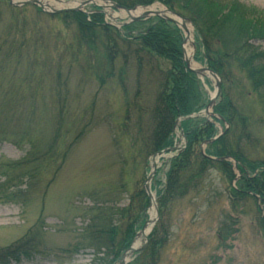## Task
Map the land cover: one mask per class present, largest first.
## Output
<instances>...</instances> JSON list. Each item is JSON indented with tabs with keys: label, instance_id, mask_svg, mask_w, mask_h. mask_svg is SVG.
<instances>
[{
	"label": "trees",
	"instance_id": "trees-1",
	"mask_svg": "<svg viewBox=\"0 0 264 264\" xmlns=\"http://www.w3.org/2000/svg\"><path fill=\"white\" fill-rule=\"evenodd\" d=\"M8 1L0 0V25L4 24L6 31L0 29V86H13V79L20 76L24 86L39 83L44 72V67H39L48 60L59 64L57 85L61 86L62 66L71 56L78 60L80 50L84 49L85 69L93 71L103 86L110 80L116 81L123 93L126 130L147 166L145 174L135 182L129 207L119 209L118 222L114 221L115 213L106 208L104 213L92 218L82 234L85 241L79 242L75 251L90 248L101 264H119L148 221L150 197L144 182L149 160L174 145L180 119L186 147L170 160L165 183L158 179L157 171L152 189L156 192L159 220L148 236L145 249L134 254L128 264H158L169 239L168 213L178 201L201 191L212 170H218L224 177L233 205L255 202L257 224L264 232V158L250 151L258 142L254 131L258 122L240 107L232 94L239 72L248 77L252 90L264 100V10L240 0H112L127 9L162 2L193 24L195 60L219 75L222 84L213 106L217 116L208 120L203 116L191 117L203 111L210 98L200 75L190 70L184 60V33L175 22L156 17L119 29L107 23L99 9L90 14L83 11L50 14L34 7L51 22L61 21L74 31L76 56L64 29L45 26L39 19L32 26L27 17L19 16L33 8L32 5L16 7ZM5 14H9L8 21ZM23 64L28 66L27 71L20 70ZM9 91L8 96L13 95ZM33 98L31 95L27 102L32 104ZM25 101V98L0 97V136L15 144L27 141L32 146V158L46 157L36 152L27 131L29 125L14 118L23 112L21 106ZM59 102L58 136L49 146L52 153L64 119V100L59 97ZM260 123L264 121L260 119ZM217 124L224 127L221 135ZM37 240L33 236L0 249V264L32 254L39 248Z\"/></svg>",
	"mask_w": 264,
	"mask_h": 264
},
{
	"label": "rangeland",
	"instance_id": "rangeland-1",
	"mask_svg": "<svg viewBox=\"0 0 264 264\" xmlns=\"http://www.w3.org/2000/svg\"><path fill=\"white\" fill-rule=\"evenodd\" d=\"M13 1L20 4L28 0ZM110 1L91 0L81 11L90 14L102 10L105 21L119 29L132 23L126 10L117 8V3ZM240 1L264 10V0ZM53 4L56 9L72 8L57 7V2ZM26 5L33 8L20 14L21 19L27 17L32 26L39 19L45 26L64 29L67 42H72L71 49L77 56L74 31L68 30L61 21L51 22L37 13L34 7L39 5ZM154 5L168 11V16L178 19L162 2L132 10L146 11ZM5 15L8 21L9 14ZM156 17L159 16L151 15L147 19ZM183 19L187 28L191 29L188 36L178 25L184 33V60H188L193 69L205 68L195 60L194 26ZM0 29L4 32V24L0 25ZM83 52L84 49L80 50L78 60L71 56L62 66L61 86L57 85L59 64L50 60L39 67H44V72L39 83H32L35 87L31 84L24 86L21 76L13 79V86H0L1 98L26 99V104L21 106L23 112L17 113L14 118L29 125L27 131L34 141L36 152L46 154V157L32 158V146L27 141L22 145L15 144L13 140H4L0 136V249L17 245L33 236L39 238L38 251L36 249L17 260L11 259L7 264H101L92 249L77 252L75 246L85 241L82 237L85 228L92 218H97L106 208L115 213L114 221L118 222L119 209L129 207L135 182L147 171L145 161L141 155L138 156L126 130L123 93L116 81L110 80L103 86L93 71L85 69ZM188 53L191 54L189 58ZM23 65L20 70L27 71L28 66ZM238 74L239 81L233 86L232 94L240 107L258 122L254 129L258 142L250 151L264 158V123H260V119L264 121V100L260 93L252 90L248 77ZM199 75L211 100L217 91L218 80L209 72ZM9 90L14 92L13 95L8 96L11 94ZM31 95L35 96L32 104L27 102ZM59 97L64 100V119L58 141L55 142L56 149L53 148L52 153L49 146L58 136L56 117L61 106ZM193 116H203L208 120L211 117L205 110ZM217 126L220 131L224 128L220 124ZM8 128L12 130V127ZM19 128L22 130V127ZM175 135L174 144L184 149L185 137L178 127ZM176 154L170 152L156 158L157 177L163 183L170 160ZM26 159L33 162L26 164ZM153 163L152 156L144 187L146 189V184H150L157 223L158 204L156 192L152 189L156 175L149 181ZM233 163L237 178H240L237 164L234 160ZM223 178L218 170H212L201 191L173 205L168 213L169 239L161 251L158 264H264V232L257 224L255 202L250 200L233 205L227 194L228 184ZM233 183L235 185L236 181ZM153 200L152 203L150 200L148 220ZM259 204L263 208L260 201ZM141 232L136 238L139 247L145 245L148 238L140 237Z\"/></svg>",
	"mask_w": 264,
	"mask_h": 264
},
{
	"label": "water",
	"instance_id": "water-1",
	"mask_svg": "<svg viewBox=\"0 0 264 264\" xmlns=\"http://www.w3.org/2000/svg\"><path fill=\"white\" fill-rule=\"evenodd\" d=\"M10 2H11V4H13V5H18V6H19V5H20V6H22V5H26V4H29V3L36 4V5H39L43 10L47 11L48 13H61V12H64V11H72V10H77V11H79V10H81L80 7H75V8H65V9H56V8L47 9V8H46V5L42 2V0H28V1L22 2V3H20V4L15 3L13 0H10ZM116 7H117V8H120L121 6H119L118 4H116ZM124 9H125L127 12H130V11H131L130 9H126V8H124ZM170 12H173V11H170ZM173 13H174V15H175L177 18H181V19H182V17H181L178 13H175V12H173ZM157 16L175 22V23L178 24V25H179V26H180L185 32H186V30L188 29V28H187V25H186V20H184V19H183V23L181 24V23L178 21V19H176V18H173V17H170V16H166V15H158V14H157ZM148 17H150V14L147 13V12H145V13H143V14H141V15H138V16H133V17L131 16V22H137V21H140V20H143V19H147ZM186 62H187V66H188V68H189L190 70L196 72L197 74H201V73H203V72H209L211 75H213V76L218 80V82H217V84H218L217 91H216V93L214 94V96L211 98L210 103L208 104V106H207L206 109H205V112H206L208 115L213 116V113H212V111L210 112V109L213 108L214 104L216 103V101H217V99H218V97H219V95H220V93H221V89H222L221 80L219 79L218 75H217L215 72H213L212 70H210L209 68L205 67V68H202V69H193V68H191V67L189 66V61L186 60ZM209 118H210V117H209ZM177 125H179V122H178V121H177ZM176 150H177V146H174V147H172V148H170V149H166V150H164V151H162V152L156 153V154L153 156V160H154V163H153V170H152L151 174L149 175V181H152V180H153V178L155 177V175H156V173H157V171H158V165H157V163L155 162L156 158H157L158 156L162 157L164 154H168V153H170V152H174V151H176ZM146 191H147V193H148V195H149V197H150V199H151V203H152V200H153V193H152V190H151V187H150V184H149V183L146 184ZM146 224H147V223H146ZM145 226H146V225H145ZM145 226H144V227H145ZM143 229H144V228H143ZM142 231H143V230H142ZM147 237H148V236H147ZM135 241H136V240H135ZM146 244H147V242H146ZM146 244L143 245L142 247L137 248V249L134 248V244H133V246L130 247L129 250H128L127 252L124 253V255H123V257H122V259H121V261H120V264H128V262L131 260V258H132V256H133L134 254H136L137 252H139V251L145 249ZM127 255H129V259H128V260H126V256H127Z\"/></svg>",
	"mask_w": 264,
	"mask_h": 264
},
{
	"label": "bare ground",
	"instance_id": "bare-ground-1",
	"mask_svg": "<svg viewBox=\"0 0 264 264\" xmlns=\"http://www.w3.org/2000/svg\"><path fill=\"white\" fill-rule=\"evenodd\" d=\"M91 0H71V1H64V0H42V2L46 5V8L47 9H51V8H54V2H57V7H72V8H75V7H84L88 2H90ZM127 12V11H125ZM149 13L150 16L151 15H166L168 16L169 12L166 11L165 9H162L160 7H158L157 5H154L152 7H150L148 10H139V11H134V10H131L130 12H127V14L129 16H138V15H141L143 13ZM178 21L182 24L183 23V20L181 18H178ZM188 36H190L191 34V29H187L186 30ZM188 58L191 57V54H187ZM202 69V68H200ZM212 111V109H210V112ZM155 162H157V160H155ZM155 211H156V204H155V201L153 200V205L151 207V212H150V218L146 224V226L144 227L143 231L141 232L140 234V237H143V238H146L149 233L151 232V230L153 229L155 223H156V214H155ZM134 248L137 249L139 248V244L138 242L136 241L135 244H134ZM129 259V255L126 256V260Z\"/></svg>",
	"mask_w": 264,
	"mask_h": 264
}]
</instances>
